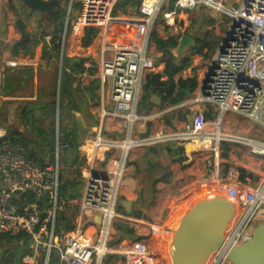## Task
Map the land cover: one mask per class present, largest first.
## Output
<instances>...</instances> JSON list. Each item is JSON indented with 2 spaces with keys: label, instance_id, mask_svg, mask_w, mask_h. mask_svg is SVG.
I'll list each match as a JSON object with an SVG mask.
<instances>
[{
  "label": "built area",
  "instance_id": "1",
  "mask_svg": "<svg viewBox=\"0 0 264 264\" xmlns=\"http://www.w3.org/2000/svg\"><path fill=\"white\" fill-rule=\"evenodd\" d=\"M118 2L79 0L77 16L71 24L67 20L65 27L69 26L76 35L85 28L106 31L119 21L113 16ZM222 2L139 0L138 16L130 22L140 25L141 43L129 47L100 42L99 72L111 82L110 98L118 127L114 137L98 132L84 149L82 189L77 214L69 231L56 230V218L63 203L58 192L59 146L56 144L53 163L42 167L26 158L20 146L11 144L8 139L2 143L0 235L18 232L29 235L32 254L23 259L25 264H38L41 250L45 251L42 264H49L52 252L58 255V264H104L103 259L109 254L107 243L111 224L115 220H131L127 215L118 214L116 206L127 170V154L132 149L167 143L192 146L197 151H209L211 156L207 165L217 168L220 145L226 142L220 133L225 113L239 114L264 125V0H238V7L232 10L223 8ZM198 6L223 9L229 17L225 45L219 52L220 43L213 58L201 69L200 81L191 101L196 106L213 109L220 117L217 123L199 118L196 126L188 121L182 131L151 130L147 137L140 138L146 130V122H149L147 117L137 114L141 88L146 75L158 69V64L150 57V36L155 34L167 39L184 35L179 15ZM45 40L49 43L50 37ZM4 42L8 41L1 39L0 27V43ZM186 104L178 107L183 108ZM5 137L0 130V139ZM246 145L251 147L252 155L264 157V143L248 141ZM109 152H115L117 156L108 158L101 173L95 172L92 161ZM238 176L235 170L227 173L226 188L235 198V215L223 234L220 248L210 254L205 264H231L229 252L250 240L253 228L260 221L257 218L264 220V176L252 189L242 187ZM213 184L205 182L199 187L204 189L203 193H208ZM94 215L100 218L99 225L90 221ZM124 256L126 264H161L143 241L134 242Z\"/></svg>",
  "mask_w": 264,
  "mask_h": 264
},
{
  "label": "crops",
  "instance_id": "2",
  "mask_svg": "<svg viewBox=\"0 0 264 264\" xmlns=\"http://www.w3.org/2000/svg\"><path fill=\"white\" fill-rule=\"evenodd\" d=\"M237 1L236 3L238 4ZM225 2L227 3V0H223V6ZM79 6V0L68 1L69 14L68 10H66L63 31L61 33V50L58 53L57 59H50L48 52L51 49V41L47 43L45 38L50 37L51 40V36L46 35L43 38H37V44L29 48L32 51L31 55L23 54L25 49L22 48L18 50V54L14 55L12 53V46L15 43L24 41L31 36L27 33L28 37L22 39L14 26L18 18H21L26 24L24 19V15L26 14L30 17H37L39 20L45 19L46 24L50 26L48 22L49 17L47 15L41 17L38 13L31 14L19 0H0V27H5L8 35H11L14 40L15 34L21 37V40L13 41L9 49H6L9 45L8 42L4 44L0 43L1 48H5V50L0 51V91L6 89L5 93L0 95V118L1 116L4 117L3 121L0 122V130L5 133V136L7 135L8 130L11 129L7 120L13 112L19 110L20 126L13 129L23 132V114L26 109L27 111L31 109L37 118L41 120L40 123L43 129L48 130L49 122L48 126L45 127L44 123L47 117H43V111L40 108L48 102L50 86L42 85L43 80H45L43 77L46 75L47 78L50 70L58 65V82L62 58L64 56L68 60L64 64V68L65 72L71 77V88L76 104L72 107V113L80 121L78 124V146L76 152L75 154L68 153L67 158L68 161H71L74 156H77V164L70 167V170L73 172L79 171L80 176L77 182L78 185H82L86 154L84 149L87 143L98 132L105 136L114 137L118 127L117 120L113 116L115 111L114 104L110 98L111 82L109 79L103 78L99 72L100 42L103 40L112 45L136 47L141 43L142 31L138 23L130 22L138 16V5L132 4V0L126 4H122V0H119L113 11V16L118 18L119 21L111 25L106 31L85 28L80 34L76 35L70 31L69 26L66 28L65 24L67 20L71 24L78 14ZM209 9L205 6H198L192 11L180 14L179 19L185 32L189 29V21L194 15L203 18ZM228 9L232 10L235 8ZM54 10L55 8L52 12ZM212 20H214L215 26L218 23V19L214 18ZM128 26L130 27L129 30L126 29ZM87 29L96 30V34L89 44H83ZM64 34L65 36L63 37ZM149 50L150 57L158 64V69L154 74H162L164 65L159 62L162 53L156 49L154 42L149 43ZM69 61L72 63V66ZM76 62H80L81 71H76L73 67ZM10 64L13 65L10 66ZM177 78L175 77V80ZM161 80H166V78L163 77ZM144 83L145 79L143 85ZM195 92L196 90L193 94ZM143 95L144 91L141 88L137 114L148 118V121L152 123L151 130L176 131L183 129L189 121L187 118L184 120L180 117L179 113L181 112H178L180 110L178 106L161 108V98L158 95L152 94L150 96V100L148 101L151 104L146 102L141 105ZM154 96L160 99L158 105L154 104ZM23 102L24 105L22 104ZM205 112L206 109L198 110V112L192 115L190 121H194L195 117L198 119L203 118ZM210 112L211 115L212 113L215 115L213 110H210ZM104 113L106 116H103ZM232 143H235V141H232ZM15 145L23 148L20 144ZM166 145L161 144L132 149L128 152L126 160L127 170L123 176L118 196V214L127 215L131 220H115L111 224L109 229L110 236L107 243L109 254L104 257V264H126V257L124 255L136 241L145 242L159 263L170 264L160 253V242L164 233H171L173 235V230L168 226L171 222V208H169L168 204H173L176 201L175 196H192L198 191L197 189L200 184L205 182H214L212 185L214 190L221 191L220 189H226L227 173L232 167H234L232 170L240 172L238 183L246 189L256 187L261 177L264 176L257 169V167H261L260 160L258 164H251L246 161L244 155L237 156L247 162V165H243L235 156L236 150L231 146L228 147L226 144L220 145L217 168L208 167L207 160L211 155L207 150L197 151L192 146L187 147V145H183V152L179 153L176 150L181 145L169 143L172 153H168ZM248 155V160L252 159L250 156H255L250 152ZM115 156H117L115 152L97 156V159L92 161L94 171L101 173L108 158ZM241 172L244 175H241ZM250 182L256 183L253 186H249ZM75 189L76 198L68 201L63 200L61 212L64 210L66 212L69 205L75 204L77 214L81 190L78 191L77 187ZM123 202L131 205L129 214L126 213L124 207L121 205ZM58 230L59 232L61 231L60 228ZM153 239L159 241L158 245L154 248V243H151L154 241ZM127 257L131 259L130 256Z\"/></svg>",
  "mask_w": 264,
  "mask_h": 264
},
{
  "label": "trees",
  "instance_id": "3",
  "mask_svg": "<svg viewBox=\"0 0 264 264\" xmlns=\"http://www.w3.org/2000/svg\"><path fill=\"white\" fill-rule=\"evenodd\" d=\"M59 5L51 12V16L48 19L50 26L53 28L51 33V49L48 52L50 59H57L58 53L61 50V33L63 31L65 16H66V4L67 0H57ZM130 0H122V4H126ZM132 4L138 5L139 1L132 0ZM201 18V17H200ZM212 23V22H211ZM86 35L83 40V44H89L96 30L87 29ZM188 35V33H185ZM46 34L42 32L41 38ZM189 36V35H188ZM191 37V36H190ZM194 40V46L188 50L192 55L202 56L204 58H210L218 49V42H208L206 38ZM179 36H171L167 39H161L157 35H153L152 40L156 45V49L162 53V57L159 62L164 65L162 74H147L145 77V83L143 85L144 95L141 99V105L150 100L152 94L158 95L161 98V108L179 106L186 100L193 96L194 91L198 87V80L196 76L190 78H182L181 74L191 68L190 58H183V56L175 57L171 51L176 48ZM38 42L36 37L30 36L28 39L15 43L12 46V53L18 54L19 49H25L23 54L31 55L32 51L29 48L35 46ZM63 56L62 65L60 69V78L57 82V77L50 78V96L48 102L42 105L40 108L43 111V117H47L49 122L48 130H44L40 119L33 113L31 109H26L23 114V132L10 129L7 132L5 138L0 139V147L5 140H9L11 144H20L24 149L26 158L34 161L40 166H46L53 163L56 144L59 146V150L65 154L63 160L60 161V177H59V196L62 201H68L76 198V187L78 185L79 171H75L76 175H69L70 167L76 165L77 156H74L71 161H68V153L76 152L78 146L77 132L78 128L74 122L71 125H63V119L71 118V121L75 119V115L72 113V107L75 106V98L73 90L71 88V77L65 72L64 64L67 62ZM70 62V61H69ZM68 62V65H69ZM71 66L72 63L70 62ZM73 67L76 71H81L80 62H76ZM166 80H161L162 78ZM175 77H178L175 80ZM53 81V82H52ZM6 89L0 91V95L5 93ZM211 108L204 113L203 121H211L213 119ZM180 111V110H179ZM180 117L186 120V117L179 113ZM194 125L196 126L199 121L195 117ZM71 126V127H70ZM25 131L27 134H25ZM58 131V132H57ZM31 137L30 136V133ZM58 133V135H57ZM171 144V143H170ZM168 145V146H167ZM166 148L168 153H172L169 143ZM177 152H183V147L178 146ZM60 156V154H59ZM62 162V164H61ZM63 166L64 169L61 167ZM240 173V172H239ZM241 175H244L241 172ZM76 214V212H75ZM72 225V218H70L66 212H59L56 218V230L59 228H65L69 231ZM31 239L29 235L24 232H18L16 234H3L0 235V264H24L23 259L32 254L30 249ZM45 251L41 250L38 264H42L44 260ZM58 255L51 253L49 264H58Z\"/></svg>",
  "mask_w": 264,
  "mask_h": 264
},
{
  "label": "rangeland",
  "instance_id": "4",
  "mask_svg": "<svg viewBox=\"0 0 264 264\" xmlns=\"http://www.w3.org/2000/svg\"><path fill=\"white\" fill-rule=\"evenodd\" d=\"M69 1V0H67ZM226 3V2H225ZM223 8H225L226 10H230L228 8H237L238 4L236 3V0H227V3L225 4ZM227 5V6H226ZM66 10L69 11L68 9V3L65 6ZM195 12V11H194ZM214 18L218 19V23L214 26ZM24 19L26 21V32L29 34V36H33L36 38H39L42 34V32H44L46 34V36H51L52 30H53V26H49L46 24V22L44 20H39L37 17H30L28 15H24ZM228 21H229V17L227 15V12L223 9H212L210 8L208 10V13L206 14L205 17L200 18L197 17V15H194L193 18L190 19V23H189V29L186 31L188 33L189 36L191 37H196V39L200 38V39H204L206 38V40H208V42H218L219 44L221 43V40L225 34V31L227 29L228 26ZM212 22V23H211ZM185 32V33H186ZM154 34H152L150 36V43H153L154 41L152 40ZM8 36V38H7ZM1 39L3 40H8L9 45L6 47V49H9V46H11V44L13 43V41L15 40H21V37L18 36L17 34H15V40L13 39V37L10 35H8L7 30L5 29V27H1ZM5 43V42H4ZM3 43V44H4ZM5 50V48H1L0 46V51ZM183 58H190L191 60V68L190 70H187L186 72H184L182 74V78H190L192 76H196L198 82H199V73L201 71V69H203L209 62L210 60L213 58V56H211L210 58H204L202 56H197V55H192L190 53L189 50H186L183 54H182ZM157 61V60H156ZM59 76V66L56 65V67H54L53 69L50 70V73L48 74V77H45V80H43V86H50V78L53 77V79L55 77L58 78ZM56 78V79H57ZM194 96L189 98L188 100L185 101L186 106L183 108H180V110L182 111H178L182 113V116L186 117L187 120L190 121L191 117L193 114H195V112H198V110H204L206 109V111L208 110L207 107H203V106H196L195 104H192L191 101L193 100ZM34 99V98H32ZM36 101V99H35ZM24 105V102L22 103ZM213 110V109H212ZM19 110L13 112L9 119L7 120V123L10 124V128H19V124H20V117L18 114ZM213 112L215 113V115L212 113V117L213 119L210 121L211 123H217L218 119H219V114L213 110ZM3 116H1L0 118V122L3 121ZM84 119V117H83ZM71 122L75 123V126H77V130H79V120L78 118L74 119L73 121H71V118H65L63 119V125H71ZM191 124H193V121H191ZM6 125V124H5ZM44 126L47 127L48 126V119H46V122L44 123ZM71 127V126H70ZM183 129H178L176 131H182ZM30 133V132H29ZM220 133L223 134L225 136V140L226 142H223L222 144H226L228 147L231 146L232 148H234L236 150V158L239 157V155H244L246 157V161H248L251 164H258L259 160L261 161V167H257V169L264 174V157H257V156H250L252 159L248 160L247 155L249 154L251 147L246 145L248 141H256V142H260V143H264V125L253 121L249 118H245L244 116H241L239 114H234L231 112H227L222 116L221 119V130ZM25 134L26 131H25ZM30 133V136L31 137ZM231 141V142H229ZM232 141L235 143H232ZM221 144V145H222ZM222 150V149H221ZM59 161L63 160L64 157V153L61 150V153H59ZM238 156V157H237ZM249 156V155H248ZM240 162L243 163V165H247V162L245 160H241L240 158H238ZM253 168V167H251ZM62 169L63 166H62ZM232 169H234V167H232ZM231 169V170H232ZM256 169V168H253ZM228 171V170H227ZM69 175H76L75 172L73 171H69ZM256 182H250L249 186H253ZM211 187V186H209ZM82 188V185H78L77 189L78 191H80ZM198 191L189 197H180V196H175L176 197V201L172 204L169 203L168 206L170 209V213H171V222L169 223V228L171 230H175L177 223L179 222V220L198 202L201 201L202 199L206 198L207 196H221L224 198H228L230 200H232V202L234 203V205H236V201L235 198L232 196V193L230 192V190L228 188L226 189H220L221 191L218 190H213L211 189L210 191L203 193L204 189H201L200 187L197 189ZM220 193V194H219ZM119 202H117V206H116V211H119ZM73 205V206H71ZM69 205V208L66 209V214L72 218V223H74V219H75V212H76V207L75 204H71ZM65 211V210H64ZM63 211V212H64ZM262 211V210H261ZM257 220H261L258 219ZM117 223V222H115ZM114 223V224H115ZM60 232H67L65 230V228H60ZM171 237L172 234L168 233L162 236L161 242H160V253H162V256L165 257V259L167 260V262L171 263L170 257H169V244L171 241ZM154 240V239H153ZM151 243H154L153 248L158 245L159 241L158 240H154ZM169 245V246H168ZM24 263V262H23ZM25 264V263H24Z\"/></svg>",
  "mask_w": 264,
  "mask_h": 264
},
{
  "label": "water",
  "instance_id": "5",
  "mask_svg": "<svg viewBox=\"0 0 264 264\" xmlns=\"http://www.w3.org/2000/svg\"><path fill=\"white\" fill-rule=\"evenodd\" d=\"M31 14L38 13L41 17L51 16V12L59 3L56 0H19ZM22 39L28 37L26 24L18 18L14 23ZM226 37L223 36L221 52ZM194 46V40L184 34L179 37L175 49L171 53L175 57L181 56L186 50ZM154 104L160 99L153 97ZM152 123L146 124V130L140 134L145 138L150 134ZM188 147V146H187ZM126 213L130 212V204H121ZM235 215L232 200L221 196H207L198 201L177 223L173 231L170 258L172 264H205L211 253L218 250L223 241V234ZM90 221L100 224L96 215ZM231 264H264V220L257 222L252 230L251 238L240 246L234 247L228 254Z\"/></svg>",
  "mask_w": 264,
  "mask_h": 264
},
{
  "label": "bare ground",
  "instance_id": "6",
  "mask_svg": "<svg viewBox=\"0 0 264 264\" xmlns=\"http://www.w3.org/2000/svg\"><path fill=\"white\" fill-rule=\"evenodd\" d=\"M172 236H173V235H172ZM171 242H172V240H171ZM171 244H172V243H171ZM171 244H170V249H169V256H170ZM170 260H171V258H170Z\"/></svg>",
  "mask_w": 264,
  "mask_h": 264
}]
</instances>
